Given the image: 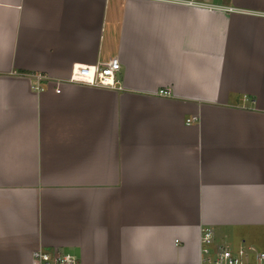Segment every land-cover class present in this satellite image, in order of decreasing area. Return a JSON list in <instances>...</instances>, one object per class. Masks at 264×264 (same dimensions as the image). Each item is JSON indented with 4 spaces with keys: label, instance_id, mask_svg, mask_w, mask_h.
Wrapping results in <instances>:
<instances>
[{
    "label": "crops",
    "instance_id": "crops-1",
    "mask_svg": "<svg viewBox=\"0 0 264 264\" xmlns=\"http://www.w3.org/2000/svg\"><path fill=\"white\" fill-rule=\"evenodd\" d=\"M205 227L264 251V0H0V264H198Z\"/></svg>",
    "mask_w": 264,
    "mask_h": 264
},
{
    "label": "built area",
    "instance_id": "built-area-1",
    "mask_svg": "<svg viewBox=\"0 0 264 264\" xmlns=\"http://www.w3.org/2000/svg\"><path fill=\"white\" fill-rule=\"evenodd\" d=\"M120 64L116 57L98 63L97 65H75L71 74L66 79H55L43 73H29L27 76L31 80V89L36 92L42 91L44 86L55 85V92H60V86L66 82H78L99 87L118 88L116 73L119 71ZM159 96H170L171 91L159 89ZM195 117L187 119L186 122L193 121ZM201 256L198 264H247L250 255L253 253L247 248L239 247L236 250L227 245H217L211 249L213 233L209 227L202 229L201 237ZM258 264H264V251L253 253ZM37 264L43 261L44 264H77L71 255H54L48 253L34 252Z\"/></svg>",
    "mask_w": 264,
    "mask_h": 264
},
{
    "label": "rangeland",
    "instance_id": "rangeland-1",
    "mask_svg": "<svg viewBox=\"0 0 264 264\" xmlns=\"http://www.w3.org/2000/svg\"><path fill=\"white\" fill-rule=\"evenodd\" d=\"M234 250V249H233ZM235 250H236V248H235Z\"/></svg>",
    "mask_w": 264,
    "mask_h": 264
}]
</instances>
